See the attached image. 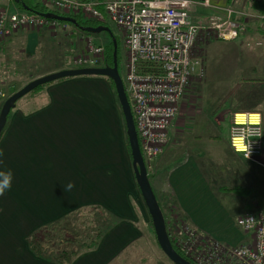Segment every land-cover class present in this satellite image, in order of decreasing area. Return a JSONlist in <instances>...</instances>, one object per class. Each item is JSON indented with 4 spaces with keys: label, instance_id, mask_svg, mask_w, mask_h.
<instances>
[{
    "label": "crops",
    "instance_id": "1",
    "mask_svg": "<svg viewBox=\"0 0 264 264\" xmlns=\"http://www.w3.org/2000/svg\"><path fill=\"white\" fill-rule=\"evenodd\" d=\"M209 2L191 12L192 23L201 27L192 52L200 64L150 181L160 203L169 195L186 224L211 242L235 247L251 241L237 219L264 210V149L251 162L230 146L233 114L259 112L264 129V57L255 45L264 40V20L256 18L264 10L260 0ZM231 9L232 20L247 16V30L226 41L211 24L227 20ZM40 30L27 31L20 53L34 58ZM217 82L227 86L219 92ZM39 95L48 104L16 110L0 139V167L15 172L12 189L0 195V264H59L52 256L57 245L48 253L44 244L33 249L32 236L96 205L121 222L97 248L77 251L71 264H115L138 239V230L122 221L133 203L123 185L118 188L119 161L130 171L132 159L115 94L103 78L78 77L49 86L35 100ZM68 182L74 187L64 190Z\"/></svg>",
    "mask_w": 264,
    "mask_h": 264
},
{
    "label": "built area",
    "instance_id": "2",
    "mask_svg": "<svg viewBox=\"0 0 264 264\" xmlns=\"http://www.w3.org/2000/svg\"><path fill=\"white\" fill-rule=\"evenodd\" d=\"M36 1L58 15L81 16L83 20L101 24L111 22L122 30L126 50V75L122 80L149 172L168 145L187 87L200 64L192 58L201 29L191 21L192 9L196 5L209 7V0ZM232 13V9L228 10L227 20L211 24L218 37L226 41L236 40L247 30V16L244 21L232 20ZM256 18L264 20V12ZM49 23L41 16L8 7L0 12V43L4 45L5 39L26 26L39 28ZM255 45L262 49L264 57V40L260 39ZM106 60L105 47L90 42L88 48L73 59L71 69L103 68ZM230 146L244 159L257 162L264 149L263 119L259 112L233 114ZM236 225L251 236L249 243L233 247L213 242L202 246L206 254L193 261L188 255L194 250L193 237L198 232L187 224L186 255L194 264H264V210L245 214L237 219Z\"/></svg>",
    "mask_w": 264,
    "mask_h": 264
},
{
    "label": "rangeland",
    "instance_id": "3",
    "mask_svg": "<svg viewBox=\"0 0 264 264\" xmlns=\"http://www.w3.org/2000/svg\"><path fill=\"white\" fill-rule=\"evenodd\" d=\"M14 2L15 0H0V12L5 11L8 7L10 10H12V8H16L14 6ZM25 11L28 13L27 10ZM53 23H55V25H51L52 23L50 22L47 25L39 26V28H37L38 26H26L13 36L5 39L6 48L4 47L2 50L3 53H0V112L4 102L10 97L13 90H16L17 92L33 80L48 74L71 69L73 59L77 55H80L82 52H84V50L88 48L90 42L93 44L103 45L105 48L107 43H109V39L102 33H100L101 35H89L88 33H85L81 29H77L74 26L61 25L60 27L57 25V22L54 21ZM106 25L110 26V29L115 36L119 37L123 47H121L120 51L121 61L119 63V73L121 78L124 79L126 75V50L123 43L124 34L121 29L117 28L111 22L107 23ZM31 29L34 31L41 29L40 31L42 32L40 34V46L34 58H31L32 56L27 57L20 53V51L25 49V36L27 31H30ZM2 46L5 45L0 43V52ZM34 62L35 64L33 65ZM197 69L198 68H196V71ZM205 81H207V83L209 82L207 79L203 80V82ZM217 83L219 84V92H221V90L227 86V84L220 85L219 82ZM211 86L212 84H208L206 90L209 91V87ZM200 88L196 89L195 95H199L201 93L202 87ZM38 94V92H31L21 98L16 103L12 114L18 109L34 110L41 104H48L46 102L47 99L44 100L41 95L39 96L42 98L39 97L37 100H35V96ZM30 100H32V103L29 104ZM226 102L231 103L229 100L224 101V103ZM205 104H207V102ZM124 133L125 141L127 143L128 139L126 136V128H124ZM118 158L119 156L117 159ZM119 163L121 166V170H119L121 184L120 187L118 186V188H121L123 185L127 195L133 203V209L129 215V218L122 219V221L130 223L135 227V229L138 230V239L134 241L135 244L129 248L126 253L122 254V257L117 259L115 264H173L159 247L153 222L142 198L140 189L137 185L132 164L129 171V168H125L123 162L121 163L119 161ZM148 175L150 180L153 179V177L156 175V168L154 167L149 170ZM170 198L171 197L168 195L167 198L161 200L162 207L166 214L168 234L173 240L176 241L177 246L180 247L186 255V247L189 246V242H187V237L189 236V231L187 229L188 226L185 221L186 219L176 216L178 213L175 211L174 204L169 202ZM252 213H258V211ZM84 216H87L86 218L84 217V219L87 220L82 219L80 223H77L76 232L67 231V228H70L71 230L72 223L69 222H73V220H66L54 228H48L44 230L47 236L43 238V242L46 244H59V247L61 248H69L72 246V249H74L73 251H82L86 248V246L83 244L88 242V244L91 243L89 238L90 236H88L89 228L92 229L95 222L102 223L104 218H107L103 217L102 215H98L97 213L96 215L85 213ZM111 220L116 221L115 218L110 219L107 221V223L105 221V224L113 225L114 222ZM63 226H65V228L59 230ZM84 227L85 231L82 230ZM70 237H73L71 243L67 240ZM193 239L195 241L193 245L194 250L191 248V251H193L188 256L194 261V259L202 257L206 254V250L204 251L202 246H207L213 242H211L210 239L203 237V235L199 233H194Z\"/></svg>",
    "mask_w": 264,
    "mask_h": 264
},
{
    "label": "water",
    "instance_id": "4",
    "mask_svg": "<svg viewBox=\"0 0 264 264\" xmlns=\"http://www.w3.org/2000/svg\"><path fill=\"white\" fill-rule=\"evenodd\" d=\"M19 1L20 0H15L16 3ZM25 10L28 11V9ZM41 17L55 22H65L79 26L77 24V20L74 19L73 17L61 16L55 13H48L42 15ZM80 29L83 32L88 33L89 35H96L105 32L111 36L114 44L113 66L103 67V68H82V69L62 70L59 72L48 74L46 76H43L41 78L29 82L27 85H25L22 89L14 93L4 102L0 112V137L7 123L8 116L10 112L15 108L16 103L27 94L36 90L38 87L66 78L105 77L110 79L114 83L117 100L120 105L121 112L124 118L126 136L128 138L129 147L131 151L133 173L137 185L140 189L142 198L148 209L149 215L152 219L159 247L173 264H193L190 261L183 258L174 249L167 231V226L163 216L162 209L153 191L150 178L148 175V170L146 168L144 158L140 149L138 133L136 130L131 106L125 91L123 80L120 76L118 69V45L114 37V34L112 33V30L109 27H105V26H100L98 28L80 27Z\"/></svg>",
    "mask_w": 264,
    "mask_h": 264
},
{
    "label": "trees",
    "instance_id": "5",
    "mask_svg": "<svg viewBox=\"0 0 264 264\" xmlns=\"http://www.w3.org/2000/svg\"><path fill=\"white\" fill-rule=\"evenodd\" d=\"M261 4H262V10H264V1L263 0H260ZM14 6L19 9L20 11H23V12H26L25 9H28V13L29 14H32V15H36V16H42V15H45V14H48V13H55L54 11H52L50 8L46 7V6H43L40 2L36 1V0H20L19 2L15 3L14 2ZM264 12V11H263ZM262 12V13H263ZM261 14V13H260ZM73 17L74 19L77 20V24L79 26H75L74 24H70V23H65V22H57L58 25H69V26H74L75 28L77 29H80V27H83V28H98L100 26H105V27H109L108 25L106 24H101V23H98L97 21H94V20H83V18L81 16H71ZM49 22L53 23L54 21L52 20H49ZM113 33V32H112ZM104 34L108 39H109V43H107L106 45V55H107V60H106V67H112L113 66V53H114V45H113V41H112V38L111 36L108 34V33H102ZM101 35V34H100ZM116 37V41H117V44H118V69H120V54H121V47H122V44H121V41L119 39L118 36H115ZM123 48V47H122ZM35 64V62L33 63V65ZM77 78V77H76ZM100 78H103L105 79L111 86V89L113 91V93L115 94V97L117 96L116 95V92H115V86H114V83L108 79V78H105V77H100ZM69 79H73V78H67V79H62V80H59V81H56V82H53V83H50V84H46V85H43V86H40L38 87L36 90H34L33 92H43L45 91L49 86L57 83V82H62V81H65V80H69ZM27 85V84H26ZM14 93H16V90H13L11 92V95L12 96ZM117 99V98H116ZM117 103H118V100H117ZM119 105V103H118ZM120 106V105H119ZM12 112L13 110L10 112L9 116H8V119H7V123L5 125V128L3 130V133L5 132V129L7 127V124H8V121H9V118L10 116L12 115ZM3 133L1 135V137L3 136ZM0 137V139H1ZM128 139V138H127ZM127 147H128V150L129 152L131 153L130 151V147H129V142H127ZM159 202V205L162 209V212H163V216H164V219H165V222H166V214H165V211L162 207V204L160 203V201L158 200ZM85 213H91V214H94L96 215V213L98 215H102L103 217H107V218H104L103 222L102 223H94L93 225V228H89L88 230V236H90V244L88 243H85L83 244L84 246H86L85 249L83 250H92V249H95L98 247L99 243L101 242V240L103 239V237L105 236V234L110 231L116 224L120 223L121 220L115 218L113 215H111L107 210H105L103 207L101 206H85L79 210H76L74 212H72L71 214H69V216L65 219H63L64 221L66 220H73V222H69V223H72V228L70 230V228H67V231H72V232H76L77 230V223H80V221L83 219V220H87V219H84V217L86 218L87 216H84ZM109 218V219H108ZM116 219V221H113L114 224L113 225H107L105 224V221L107 223L108 220L110 219ZM180 218V216H179ZM184 218V217H182ZM185 219V218H184ZM186 221V220H185ZM55 225H53L52 227H54ZM81 226V225H80ZM166 226H167V223H166ZM65 226H63L62 228H60L59 230H62L64 229ZM48 228H45L43 229V231H40V233L37 235V234H34L32 236V239H31V242L33 243V249H36V245H46L48 247H45L43 248L45 250L46 253L50 252L52 249L54 250L55 246L54 244H46L43 242V238L46 237V232L44 230H46ZM85 231V227L84 229H82ZM167 231H168V227H167ZM200 234V233H199ZM170 237V240H171V243L174 247V249L183 257L185 258L186 260L190 261L191 263H193L191 261L190 258H188L184 252L182 251V249L180 247L177 246L176 244V241L173 240ZM204 237V236H203ZM72 238L73 237H70L68 238L67 240L71 243L72 242ZM74 249H72V246L69 247V248H61L59 247V244L57 245V248H56V252L53 253V258L55 259L54 261H57L59 264H71L73 259H74V256L76 254V250L73 251ZM37 253H44L42 252V250ZM194 264V263H193Z\"/></svg>",
    "mask_w": 264,
    "mask_h": 264
},
{
    "label": "clouds",
    "instance_id": "6",
    "mask_svg": "<svg viewBox=\"0 0 264 264\" xmlns=\"http://www.w3.org/2000/svg\"><path fill=\"white\" fill-rule=\"evenodd\" d=\"M3 156V151L0 150V157ZM2 163V161H0ZM15 179V172L10 167H0V195H3L5 192L9 191L13 187V182ZM74 187L72 182H68L64 186V190H71Z\"/></svg>",
    "mask_w": 264,
    "mask_h": 264
},
{
    "label": "bare ground",
    "instance_id": "7",
    "mask_svg": "<svg viewBox=\"0 0 264 264\" xmlns=\"http://www.w3.org/2000/svg\"><path fill=\"white\" fill-rule=\"evenodd\" d=\"M256 118V117H255Z\"/></svg>",
    "mask_w": 264,
    "mask_h": 264
},
{
    "label": "snow or ice",
    "instance_id": "8",
    "mask_svg": "<svg viewBox=\"0 0 264 264\" xmlns=\"http://www.w3.org/2000/svg\"><path fill=\"white\" fill-rule=\"evenodd\" d=\"M255 118V117H254Z\"/></svg>",
    "mask_w": 264,
    "mask_h": 264
}]
</instances>
